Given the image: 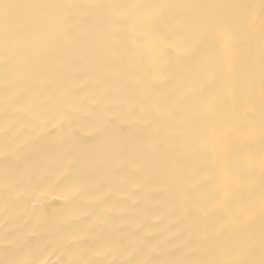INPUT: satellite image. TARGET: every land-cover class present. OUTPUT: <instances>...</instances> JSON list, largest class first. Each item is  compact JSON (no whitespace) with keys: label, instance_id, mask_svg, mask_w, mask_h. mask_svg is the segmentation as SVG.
<instances>
[{"label":"bare ground","instance_id":"obj_1","mask_svg":"<svg viewBox=\"0 0 264 264\" xmlns=\"http://www.w3.org/2000/svg\"><path fill=\"white\" fill-rule=\"evenodd\" d=\"M0 264H264V0H0Z\"/></svg>","mask_w":264,"mask_h":264}]
</instances>
